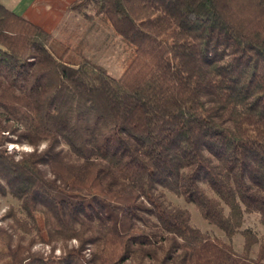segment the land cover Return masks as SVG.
<instances>
[{
	"label": "trees",
	"instance_id": "16d2710c",
	"mask_svg": "<svg viewBox=\"0 0 264 264\" xmlns=\"http://www.w3.org/2000/svg\"><path fill=\"white\" fill-rule=\"evenodd\" d=\"M67 10L119 38L122 73L0 3V264H264V0Z\"/></svg>",
	"mask_w": 264,
	"mask_h": 264
},
{
	"label": "rangeland",
	"instance_id": "374dc122",
	"mask_svg": "<svg viewBox=\"0 0 264 264\" xmlns=\"http://www.w3.org/2000/svg\"><path fill=\"white\" fill-rule=\"evenodd\" d=\"M26 2L29 3L24 6L27 7L26 9L17 7L13 11L35 23H41L47 28L52 38L58 42L60 51L64 49L63 44L65 43L74 45L81 41L83 42V53L86 57L101 65L113 77H118L122 73L124 60L122 44L111 30L105 29L98 22L88 24L79 15L68 12L69 0H26ZM8 148L10 150L14 148L16 151H29L31 149L26 145L15 144H10ZM167 199L172 205L189 210L192 226L211 236L225 240L220 231L202 219L193 205L187 204L181 198L169 193H167ZM17 206L18 202L14 199L0 196V218L10 207L17 209ZM244 227L252 229L258 235L263 233L256 215H246ZM242 242L240 235L233 238L236 251H241ZM35 249L48 250L40 245H36ZM254 250L256 251V247ZM58 252V250H55V254H58Z\"/></svg>",
	"mask_w": 264,
	"mask_h": 264
},
{
	"label": "crops",
	"instance_id": "0c3cea01",
	"mask_svg": "<svg viewBox=\"0 0 264 264\" xmlns=\"http://www.w3.org/2000/svg\"><path fill=\"white\" fill-rule=\"evenodd\" d=\"M0 3L11 11L15 10L14 8H17V7L22 8V7L27 6L29 4L28 2H26V0H0Z\"/></svg>",
	"mask_w": 264,
	"mask_h": 264
}]
</instances>
